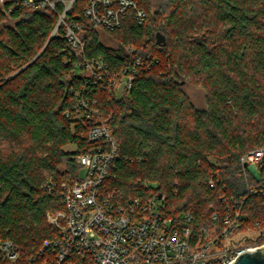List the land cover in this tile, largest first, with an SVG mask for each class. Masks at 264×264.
I'll list each match as a JSON object with an SVG mask.
<instances>
[{
    "label": "trees",
    "instance_id": "obj_1",
    "mask_svg": "<svg viewBox=\"0 0 264 264\" xmlns=\"http://www.w3.org/2000/svg\"><path fill=\"white\" fill-rule=\"evenodd\" d=\"M54 1L56 11H0V242L19 247L20 264L41 261L54 232L47 215L64 209L62 185L78 179L76 156L89 147L95 121L75 118L76 92L95 102L96 120L109 119L119 156L112 180L123 195L152 184L174 217L191 213L197 223L222 209L220 198L245 197L247 225L264 230V195H250L261 185L242 163L264 149V0H164L157 12L149 0H134L145 21L130 11L110 32L84 17L91 0H76L67 18L87 27L80 34L87 59L117 72L132 48L153 62L120 99L86 86L63 28L53 36L64 9ZM186 82L204 88V109L193 105ZM212 178L220 180L213 189Z\"/></svg>",
    "mask_w": 264,
    "mask_h": 264
},
{
    "label": "built area",
    "instance_id": "obj_2",
    "mask_svg": "<svg viewBox=\"0 0 264 264\" xmlns=\"http://www.w3.org/2000/svg\"><path fill=\"white\" fill-rule=\"evenodd\" d=\"M60 1L64 9L53 36L63 28L68 45L81 57L78 67L86 86L122 98L132 89L139 69L153 62L132 48H127L128 57L117 72L101 59H87L80 36L87 27L67 18L76 0ZM56 4L54 0H0V11L44 7L56 11ZM130 11L140 24L145 21V11L134 0H91L84 17L93 29L110 32L122 26ZM75 100V118L95 122L88 130L89 147L76 156L78 179L71 186L62 185L64 209L47 215L54 232L44 241L38 264H233L242 253L264 248V230L247 225L245 197L230 202L220 198L222 209H215L206 223H197L191 213L174 217L166 197L161 194L159 199L152 184H145L135 197L123 195L112 180L119 156L109 119L96 120L95 102L90 104L81 92L75 93ZM242 163L245 174L261 185L250 195H264V149L247 153ZM219 183L212 178L209 186L213 189ZM0 260L20 264L21 250L11 240L1 241Z\"/></svg>",
    "mask_w": 264,
    "mask_h": 264
},
{
    "label": "rangeland",
    "instance_id": "obj_3",
    "mask_svg": "<svg viewBox=\"0 0 264 264\" xmlns=\"http://www.w3.org/2000/svg\"><path fill=\"white\" fill-rule=\"evenodd\" d=\"M151 3V9L153 12L162 11L167 6V1L164 0H149ZM101 37L103 42L109 47H116L115 42L105 33L101 32ZM184 90L189 96L190 100L192 101L193 105L197 109H204L206 107V92L204 88L201 86L196 85L195 83H188L184 84ZM67 151H74V145H69L66 148ZM85 172H81L80 177H84Z\"/></svg>",
    "mask_w": 264,
    "mask_h": 264
},
{
    "label": "water",
    "instance_id": "obj_4",
    "mask_svg": "<svg viewBox=\"0 0 264 264\" xmlns=\"http://www.w3.org/2000/svg\"><path fill=\"white\" fill-rule=\"evenodd\" d=\"M164 37L158 35V43H163ZM159 194V199L161 198ZM233 264H264V248L255 252H244L242 253L237 261Z\"/></svg>",
    "mask_w": 264,
    "mask_h": 264
}]
</instances>
